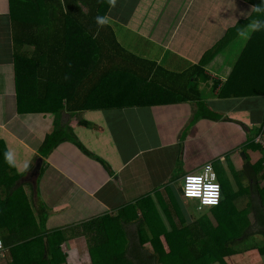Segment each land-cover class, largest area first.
I'll use <instances>...</instances> for the list:
<instances>
[{"label": "crops", "instance_id": "crops-1", "mask_svg": "<svg viewBox=\"0 0 264 264\" xmlns=\"http://www.w3.org/2000/svg\"><path fill=\"white\" fill-rule=\"evenodd\" d=\"M236 1L242 6L240 12L239 5L234 7L237 12L232 18L227 17L228 6L217 11L226 4L220 0H115L106 15L114 30L121 33L120 39L128 37L126 46H131L132 52L166 69L180 73L200 63L206 74L221 80L222 85L229 78L242 80V85L228 89L230 94L222 92V85L214 89L213 79H202L192 100L79 113L60 109L53 114L17 110L9 1L0 0V200L8 196V191L19 198L23 193L37 215L38 202L44 203L46 229L66 234L61 245L68 254L67 264L75 250L80 259L75 264H92L88 235L96 233L94 220L106 215L114 223L120 222L126 231L128 255L133 244L140 254L149 253L150 242L139 246L138 222L130 220L133 208L150 197L168 230L171 225L162 203L180 226L173 201L182 193L175 181L180 174L194 172L207 162L212 163L217 177L221 169H229L233 175L244 176L246 191L253 190L255 183L256 190L261 189L264 88L260 78H264V72L252 65V59L259 62L254 55L264 57L263 48L257 50L264 33L253 31L245 38L237 30H230L252 13L253 5L247 0ZM161 14L165 21H158ZM233 20L235 23H229ZM241 25L239 29L244 30L248 24ZM217 43L222 47L213 56H206ZM249 44L252 48L248 54L253 57L243 55ZM238 45L240 49L235 51ZM197 99L207 104L202 113H198ZM56 125L71 126L76 139L66 138L52 150L40 151L45 135ZM6 149L15 153L17 167L4 162ZM241 155L246 161L245 174L240 172L244 163L235 167L231 162ZM25 160L29 163L27 169L22 166ZM227 185L226 181L225 188ZM110 218H106L108 226ZM92 220L87 230L84 224ZM260 225L263 228L252 233L263 234L257 238L264 239V218ZM244 229L240 228V238H251L246 232L249 228ZM240 245L239 259L250 249L253 264H264V244L255 246L257 253L251 249L253 243L251 246L244 241ZM0 264H10L6 250L0 253Z\"/></svg>", "mask_w": 264, "mask_h": 264}, {"label": "trees", "instance_id": "trees-1", "mask_svg": "<svg viewBox=\"0 0 264 264\" xmlns=\"http://www.w3.org/2000/svg\"><path fill=\"white\" fill-rule=\"evenodd\" d=\"M8 1L13 41L11 55L15 65L14 86L20 113L56 114L60 109L79 113L192 100L198 94L197 85L202 79H213L214 89L222 85L221 80L206 74L205 67L200 63L176 73L155 60L132 52L130 45L128 47L119 40L110 23H95L96 15H107L109 12L112 4L109 0ZM220 1L223 3L226 0ZM247 1L253 5L252 13L230 28L233 33L242 27L241 24L262 17V14L253 11L261 0ZM161 16L158 21H165V15ZM262 31L264 29L255 33L261 34ZM220 47L222 44L217 43L214 50L207 51L206 56H213ZM248 47L243 55L253 57L248 54L252 47ZM262 48L264 51V46H259L257 50ZM255 56L259 62L252 59V65L264 72V57ZM260 80L264 88V78ZM239 81L229 78L222 85V92L230 94L229 88L242 85V80ZM196 103L199 107L197 112L202 113L206 102L197 99ZM73 133L69 125H56L45 135L40 151H50L66 138L76 139ZM221 186L224 197V186ZM261 192L264 195V187ZM21 194L19 198L14 191H8V196L0 200V234L9 263L67 264L68 254L61 245L66 240V234L59 229L48 231L45 204L38 202L37 215L34 206ZM223 197L219 204L211 207L217 225L206 215L188 223L183 205L173 201L175 213L180 217L181 225L178 226L168 207L162 203L170 230L165 227L150 197L140 201V206L138 204L133 208L130 220L138 222L139 246L146 242L151 244V251L145 254H140L133 244L128 255L129 241L120 222L114 223L109 215L93 219L97 223L96 233L88 235L91 263L228 264L226 255L232 253L233 247L239 243L264 244V239L240 238L241 219L232 220ZM106 218H110V226ZM93 220L84 224L87 230ZM258 221L261 222V219L258 218Z\"/></svg>", "mask_w": 264, "mask_h": 264}, {"label": "rangeland", "instance_id": "rangeland-1", "mask_svg": "<svg viewBox=\"0 0 264 264\" xmlns=\"http://www.w3.org/2000/svg\"><path fill=\"white\" fill-rule=\"evenodd\" d=\"M231 1V0H229ZM228 0H226L221 6V8H218L217 11H223V9H226V7L228 6V8L226 9L227 12V17L232 18L234 14H236V10H234V7L236 5H239L238 7V12H240L241 10V6L242 3L241 2H237L235 0V2L232 0L231 2H229ZM219 16V15H218ZM224 17V15H223ZM225 22V21H222ZM228 22V21H227ZM229 23H235L234 20L230 21ZM117 31V33L121 36V33H119V30L115 29ZM262 34L264 33L263 31L261 32ZM128 37L126 38H121L120 41L126 45ZM251 48L252 44H249ZM261 46H264V41H262ZM240 49L239 45L236 47L235 51H238ZM17 94V91H16ZM244 156H237L234 160H231L232 164L236 167V165L238 163H244L242 165L241 168V173H244V165L246 163V161H244L243 159ZM225 165V162H221V166ZM233 167V168H235ZM220 170V169H219ZM185 173V172H184ZM178 174V178L175 181V184L177 185V188H180L181 185V181H182V177L183 174ZM233 171L229 170V169H221L219 171L218 174V179L220 182L224 183V202H226V204L229 206V213H230V217L232 218V220H235V218L237 219H241V226L245 227V229L248 227L249 229L246 231L247 233H252L253 231L257 232L258 229L263 228V226L260 225L261 222L258 221V218L262 219L264 218V205L261 203V201L264 202V195H261V189L264 187V184H262L261 189L256 190V188H258L256 186L257 183L254 184V188L253 190L246 191V187L243 189V183H242V177L240 173H237L238 175H233L232 174ZM226 181L229 183V185L226 186L225 188V183ZM261 186V185H259ZM252 189V188H251ZM260 190V192H259ZM184 198V199H183ZM178 199V200H177ZM175 200L177 201V203H181L184 207L183 211L185 212V216L188 219V222H191L203 215H206L210 221L214 224L217 225L216 219L213 216V213L211 212V207H204V208H197L196 205V200L195 199H188L182 196H179L178 198H175ZM215 208V207H213ZM231 218H229V221H231ZM251 226V227H250ZM244 229V230H245ZM257 237H263V234L260 233H253V237L251 236V238L257 240ZM67 245V244H66ZM240 246H235L233 247V252L230 253L229 255H226L225 259L226 261H228L229 264H249L250 263H255L254 257H253V253L252 250L250 249H246L245 251H247L246 254L243 255V259H239V251H240ZM70 248V247H69ZM256 247L254 246L253 248V252L257 253L255 251H257V249H255ZM259 250V249H258ZM244 251V252H245ZM250 252V254H249ZM70 253V252H69ZM238 253V254H237ZM242 253V252H241ZM241 255V254H240ZM79 256H78V252L75 250L72 254H71V258H70V264H75L79 261ZM245 260V261H244Z\"/></svg>", "mask_w": 264, "mask_h": 264}, {"label": "clouds", "instance_id": "clouds-1", "mask_svg": "<svg viewBox=\"0 0 264 264\" xmlns=\"http://www.w3.org/2000/svg\"><path fill=\"white\" fill-rule=\"evenodd\" d=\"M114 3L115 0H109ZM258 14H262L261 18H256L250 21L246 29H237L239 35L247 38L253 31H260L264 29V0H261L260 5L253 8ZM97 25H104L109 23V18L106 15H96L94 17ZM3 160L10 167H17L16 155L11 149H6L3 152ZM223 161V156L220 157ZM23 168L27 169L29 163L27 160L23 162ZM181 188L184 197H199L197 208L204 205H214L220 199V184L216 180V174L212 170L211 164H204L202 168L195 170L192 173L186 174L182 177Z\"/></svg>", "mask_w": 264, "mask_h": 264}, {"label": "built area", "instance_id": "built-area-1", "mask_svg": "<svg viewBox=\"0 0 264 264\" xmlns=\"http://www.w3.org/2000/svg\"><path fill=\"white\" fill-rule=\"evenodd\" d=\"M207 163H208V164H211V166H212V170L215 172L212 163H211V162H207ZM205 164H206V163H205ZM202 167H203V166H202ZM189 173H192V172H189ZM189 173H186V174H189ZM186 174H185V175H186ZM215 174H216V172H215ZM185 175H184V176H185ZM216 180H217V182H219V181H218L217 174H216ZM219 184H220V182H219ZM181 193H182V195H183L182 188H181ZM183 196H184V195H183ZM185 198H188V199H195L197 204L199 203V199H200L199 197H185ZM221 199H222V186H221V184H220V199H219V202H218L217 204L220 203ZM217 204H214V205H217ZM214 205H204V206H202L201 208H204V207H212V206H214ZM3 251H4V242H3L2 236H1V234H0V253H2Z\"/></svg>", "mask_w": 264, "mask_h": 264}, {"label": "water", "instance_id": "water-1", "mask_svg": "<svg viewBox=\"0 0 264 264\" xmlns=\"http://www.w3.org/2000/svg\"><path fill=\"white\" fill-rule=\"evenodd\" d=\"M36 171H38L37 168H36Z\"/></svg>", "mask_w": 264, "mask_h": 264}]
</instances>
